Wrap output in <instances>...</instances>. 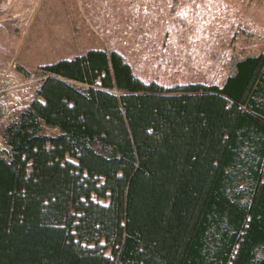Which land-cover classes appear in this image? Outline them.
<instances>
[{
    "label": "trees",
    "instance_id": "obj_1",
    "mask_svg": "<svg viewBox=\"0 0 264 264\" xmlns=\"http://www.w3.org/2000/svg\"><path fill=\"white\" fill-rule=\"evenodd\" d=\"M40 68L2 131L0 264H264V52L222 85L115 49Z\"/></svg>",
    "mask_w": 264,
    "mask_h": 264
},
{
    "label": "rangeland",
    "instance_id": "obj_2",
    "mask_svg": "<svg viewBox=\"0 0 264 264\" xmlns=\"http://www.w3.org/2000/svg\"><path fill=\"white\" fill-rule=\"evenodd\" d=\"M90 48L117 50L144 81L222 85L236 59L264 52V0H0V148L40 66Z\"/></svg>",
    "mask_w": 264,
    "mask_h": 264
}]
</instances>
